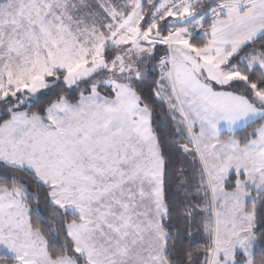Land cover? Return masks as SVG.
Segmentation results:
<instances>
[{"label": "snow or ice", "instance_id": "obj_1", "mask_svg": "<svg viewBox=\"0 0 264 264\" xmlns=\"http://www.w3.org/2000/svg\"><path fill=\"white\" fill-rule=\"evenodd\" d=\"M0 264H264V0H0Z\"/></svg>", "mask_w": 264, "mask_h": 264}]
</instances>
